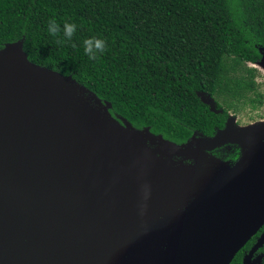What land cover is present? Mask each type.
Masks as SVG:
<instances>
[{"label":"water","instance_id":"obj_1","mask_svg":"<svg viewBox=\"0 0 264 264\" xmlns=\"http://www.w3.org/2000/svg\"><path fill=\"white\" fill-rule=\"evenodd\" d=\"M109 107L22 42L0 48V264H230L264 225V126L229 116L180 145ZM226 143L234 163L207 152Z\"/></svg>","mask_w":264,"mask_h":264},{"label":"trees","instance_id":"obj_2","mask_svg":"<svg viewBox=\"0 0 264 264\" xmlns=\"http://www.w3.org/2000/svg\"><path fill=\"white\" fill-rule=\"evenodd\" d=\"M248 1L0 0V48L22 42L32 62L76 79L121 123L181 145L195 132L214 135L257 89L246 63L262 58L264 23L250 18ZM65 23L75 25L70 38ZM86 39L104 42L95 58L84 53ZM241 251L231 264H241Z\"/></svg>","mask_w":264,"mask_h":264},{"label":"rangeland","instance_id":"obj_3","mask_svg":"<svg viewBox=\"0 0 264 264\" xmlns=\"http://www.w3.org/2000/svg\"><path fill=\"white\" fill-rule=\"evenodd\" d=\"M246 65L256 70L255 80L257 82V89L256 91L248 92L246 102L237 110H229V114L232 116L237 126H264V59H260L256 62L249 61ZM259 98L261 102L258 101ZM209 151L211 150H207L210 154ZM213 154L215 157L224 161H230L228 159H235L240 156L241 148L239 144L226 143L218 150H214Z\"/></svg>","mask_w":264,"mask_h":264},{"label":"flooded vegetation","instance_id":"obj_4","mask_svg":"<svg viewBox=\"0 0 264 264\" xmlns=\"http://www.w3.org/2000/svg\"><path fill=\"white\" fill-rule=\"evenodd\" d=\"M248 8H249V13H250V18L254 19L255 22H260L261 24L264 23V0H249L248 1ZM258 49L261 53V55H263L264 52V47L263 46H258ZM262 59V58H260ZM259 59V60H260ZM258 60V61H259ZM228 119V118H227ZM227 121V120H226ZM226 123V122H225ZM220 128H217V130ZM199 135V134H198ZM225 145V144H223ZM223 145L218 146L216 148H214L213 150L209 151L210 154H213V151L218 150L219 148H221ZM162 153V150L159 151V154ZM195 153V154H194ZM168 154V153H167ZM196 152L193 151H186L185 154L183 155H179V154H173V153H169L168 155L171 156V158L177 162L179 161H183L186 164H195V156H196ZM214 155V154H213ZM219 155V154H218ZM239 158V156L235 159H228L231 161V163H234L237 159ZM264 232V225L262 226V228L256 233V235H254L256 237L255 241L248 247V248H244L245 244L237 253H239L241 250V254H242V259H241V264H243L244 262V258L250 253L252 247L255 245L258 237ZM261 257V258H260ZM7 256H2L0 257V263L2 261H6ZM260 258L261 262L260 264H264V245L262 247H260L259 249H257L253 255H252V262H256L257 259ZM231 264V263H230Z\"/></svg>","mask_w":264,"mask_h":264},{"label":"clouds","instance_id":"obj_5","mask_svg":"<svg viewBox=\"0 0 264 264\" xmlns=\"http://www.w3.org/2000/svg\"><path fill=\"white\" fill-rule=\"evenodd\" d=\"M75 30L74 24L65 23L63 35L65 38H70ZM48 31L50 34L55 35L59 28L54 20H50L48 24ZM84 53L89 56L90 59L95 58L97 53L102 52L104 49V42L101 39H86L83 41Z\"/></svg>","mask_w":264,"mask_h":264}]
</instances>
